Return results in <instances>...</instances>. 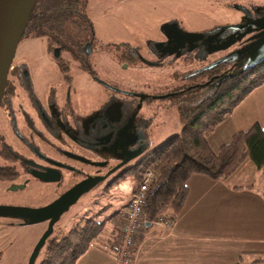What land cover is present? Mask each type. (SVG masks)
Wrapping results in <instances>:
<instances>
[{
  "label": "rangeland",
  "instance_id": "obj_1",
  "mask_svg": "<svg viewBox=\"0 0 264 264\" xmlns=\"http://www.w3.org/2000/svg\"><path fill=\"white\" fill-rule=\"evenodd\" d=\"M84 12L92 20L96 36L92 51L83 57L93 73L84 70L81 60L68 50L56 56L57 47L50 50L46 36H24L12 64L19 68L22 78L9 105L0 109V121L5 119L1 129L4 139L18 152L24 153V144L12 136L7 111L17 117L25 140L45 147L39 134H47L44 120L39 118L41 107L59 129V137L47 134L53 145L75 150L89 161L67 159L73 168L62 169V179L55 181L58 186L45 182L41 187L29 185L13 191L0 181V205L45 206L86 176L111 172L138 153L115 173L135 169L116 180L99 181L52 223L0 216V264H30L36 246L50 228L51 236L61 237L85 225L89 218L106 222L105 229L117 227L113 214L125 212L133 190L147 171L156 173L148 153L181 132L183 109L218 89V81L209 82L213 72H197L264 37L256 38L251 28L246 33L231 29L263 15L264 0H84ZM251 61L249 53L237 55L224 70L234 74ZM61 63L70 66L68 72L61 70ZM260 68L264 70V64ZM71 111L74 117L70 118ZM224 121L221 125L228 123ZM221 125L217 126L218 133ZM93 136L105 140L96 146L83 143ZM45 249L40 250L37 264L45 257Z\"/></svg>",
  "mask_w": 264,
  "mask_h": 264
},
{
  "label": "trees",
  "instance_id": "obj_2",
  "mask_svg": "<svg viewBox=\"0 0 264 264\" xmlns=\"http://www.w3.org/2000/svg\"><path fill=\"white\" fill-rule=\"evenodd\" d=\"M27 35L46 36L50 40V50L59 46L72 52L82 63L87 44L96 39L93 22L84 12V0H37L24 36ZM262 64L264 62L230 75L224 70L219 87L212 95L181 111V132L168 137L148 153L154 162L156 178L147 192L144 208L147 222H153L164 207H168L169 219L179 216L189 194L188 181L194 174L225 179L246 160L264 172V127L261 124L254 123L249 129L236 132L231 141L218 150L209 143V136L217 126L231 115L245 96L264 83ZM221 67L218 66L217 71ZM132 169L135 167L126 171ZM112 217L116 219L117 227L113 228L116 232L124 212L118 210ZM105 226L106 222L89 218L85 225L72 228L67 235H50L44 245L45 257L38 264H75L97 238L106 235ZM249 262H264V259L254 257ZM243 263L241 255L238 264Z\"/></svg>",
  "mask_w": 264,
  "mask_h": 264
},
{
  "label": "crops",
  "instance_id": "obj_3",
  "mask_svg": "<svg viewBox=\"0 0 264 264\" xmlns=\"http://www.w3.org/2000/svg\"><path fill=\"white\" fill-rule=\"evenodd\" d=\"M224 122L228 123L220 124V133L216 128L209 136L214 150L254 123L264 127V83L245 96ZM188 184L185 205L170 225L153 221L141 229L132 264H238L241 255L243 264H264L249 262L264 259V172L246 160L225 179L194 174ZM114 233L109 228L75 264H120Z\"/></svg>",
  "mask_w": 264,
  "mask_h": 264
},
{
  "label": "flooded vegetation",
  "instance_id": "obj_4",
  "mask_svg": "<svg viewBox=\"0 0 264 264\" xmlns=\"http://www.w3.org/2000/svg\"><path fill=\"white\" fill-rule=\"evenodd\" d=\"M249 28H251V31L253 32L255 31L253 35L256 34V38L263 36L264 35V14L261 15L259 18H255V19H252L250 22H247V25L245 22L243 23V25L239 24V25H233L231 27L232 30L243 31L244 33L248 32ZM55 47L60 48L59 46H55ZM61 51L62 49L60 48V52ZM229 60L230 58L226 59L225 61L219 62V64L213 65L211 69L209 68V71L213 72L209 81H214V80L218 82L220 81L221 79L220 77L223 74L222 72H224L225 66ZM233 60L234 59H232V63H235L236 60L235 61ZM218 61H214L211 64L218 63ZM263 62L264 61H262L261 63ZM80 65L84 68V70L86 71L89 70L93 73L94 70L89 68V63H80ZM218 66H222V67L220 68L221 70L219 69L217 71L216 68ZM60 68L65 73L69 71L70 66L68 64L61 63ZM204 70L206 69L202 68L197 73H201ZM19 73H20V70L18 67H15V66L11 67L1 108L5 105H9L11 96L15 94L17 83H19L18 80L21 76ZM67 78H70V76H67ZM25 79L29 80L27 72H25ZM194 86H197V85L194 84ZM30 96L32 100H35L32 97L31 92H30ZM35 101L37 104H39L40 102L38 100H35ZM39 110H40L39 118L40 120L41 119L44 120L43 121L44 125L43 123L42 125L46 127L47 134L50 137L52 136L59 137L58 127L47 117L45 110L43 108L40 107ZM6 114L9 115L8 116L10 120L9 125L11 124L10 126L14 134V135L12 134V136H16L24 144V145L22 144L23 145L22 147L24 149L23 151L24 153H22L20 151L18 152L17 150H15L13 148V145L9 144L4 139V135L1 132V129L4 127L5 119H2V121H0V181L1 183H7V189L11 187L10 189L13 191H16L17 189L25 190L27 189L29 185L41 187L45 182H54V185L58 186L57 183H55V181H59L62 179L63 177L62 169L64 168L72 169L73 168L71 164L65 162L67 159L68 160H82V161H87V162L89 161L86 158H83L82 156H80V154L75 152V150H69L63 147L62 145H58V144H55L58 146L53 145L52 142L54 141H52V138H49V136H47L46 133L44 134L39 133L41 136V139L44 140L45 143L47 144L45 145V147L42 145L40 146L34 141L25 140L26 139L25 136L21 133L19 129L17 117L13 113H11V111H7ZM69 116L70 118L74 117V114L72 113V111L69 114ZM68 131L74 137L73 129L71 127L68 129ZM104 140L105 139L102 138L101 136H95V137L93 136L92 139H84L83 143H86L88 146L90 145L96 146L104 142ZM49 150H53L55 152L54 155H52L49 152ZM96 164H98L99 166L106 165V163H103V162H96ZM114 168L115 167L110 169L111 172H109V170L104 173H101L100 171H98L91 176H86L85 179L88 177L99 176V177H104L102 180L108 179L110 177L111 179L116 180L119 177L123 176L125 172H127L126 170H124L123 172L116 174L115 171H117L120 167L112 171ZM54 176H59V179L55 181L44 180V177H54ZM5 204H9V203H5ZM20 206H25V205L22 204ZM25 218L28 219L29 222H31L29 218L27 217Z\"/></svg>",
  "mask_w": 264,
  "mask_h": 264
},
{
  "label": "water",
  "instance_id": "obj_5",
  "mask_svg": "<svg viewBox=\"0 0 264 264\" xmlns=\"http://www.w3.org/2000/svg\"><path fill=\"white\" fill-rule=\"evenodd\" d=\"M36 2L37 0H0V108L17 47L25 34L28 21ZM91 51V44L88 43L86 46V53L89 54ZM244 53H249L252 56V61L246 67H251L264 61V37L255 41L249 48L224 57L219 60L218 63L210 64L206 66V68H211L213 65L219 64V62ZM55 54L59 56L60 48H56ZM225 77H227V75ZM137 154L138 153L135 155ZM133 156H128L112 171L127 163ZM103 178L104 177L99 176L88 177L64 192L59 198L42 207L33 208L17 205H0V216H23L29 218L32 223H40L46 220H50L52 223L69 205L74 203L83 193L88 191ZM58 179L59 176L44 177L46 181H55ZM148 224L149 223H146V225ZM51 234L52 229L50 228V230L42 236L32 254L30 264H35L40 250Z\"/></svg>",
  "mask_w": 264,
  "mask_h": 264
},
{
  "label": "built area",
  "instance_id": "obj_6",
  "mask_svg": "<svg viewBox=\"0 0 264 264\" xmlns=\"http://www.w3.org/2000/svg\"><path fill=\"white\" fill-rule=\"evenodd\" d=\"M156 174L149 170L142 176L141 182L134 190L127 208L124 212V219L119 230L113 235L115 241V257L120 264H132V250L137 241V236L141 229L145 228L148 219L145 216L144 208L147 201V192L151 183L155 180ZM168 207H164L154 221L171 224V219L167 217ZM113 232H110L112 234Z\"/></svg>",
  "mask_w": 264,
  "mask_h": 264
},
{
  "label": "bare ground",
  "instance_id": "obj_7",
  "mask_svg": "<svg viewBox=\"0 0 264 264\" xmlns=\"http://www.w3.org/2000/svg\"><path fill=\"white\" fill-rule=\"evenodd\" d=\"M134 193V192H133Z\"/></svg>",
  "mask_w": 264,
  "mask_h": 264
}]
</instances>
